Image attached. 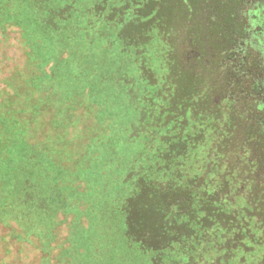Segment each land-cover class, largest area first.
<instances>
[{"label":"trees","instance_id":"obj_1","mask_svg":"<svg viewBox=\"0 0 264 264\" xmlns=\"http://www.w3.org/2000/svg\"><path fill=\"white\" fill-rule=\"evenodd\" d=\"M140 4L0 0V224L10 241H35L45 252L51 246L46 237L59 226L56 213L70 209V193L60 189L62 175L51 172L56 159L46 162L54 139L77 130L68 129L63 118H47L50 104L66 92L49 95L54 88L49 81L61 78L73 86L68 95L85 103L111 99V111L101 106L111 113L110 122L98 116L73 155L84 165L98 152L100 164L109 165L117 181L112 188L102 181L96 193H87L97 198L91 212L98 225L107 204L115 206L114 263L107 256L100 264L136 263V253L145 251L150 264H264V38H243L235 11L228 23L234 31L223 41L200 47L161 37L126 41L120 33L130 23L152 21L156 5L143 10ZM111 31L119 39L113 55L108 54ZM44 40L52 43L51 53ZM13 46L21 48L23 63L11 69ZM238 46L241 52L231 55ZM185 49L195 56L184 58ZM154 50L158 65L150 61ZM52 59L62 62L61 71H46ZM107 60L113 77L106 78ZM132 67L158 72L152 77L142 72L140 84L130 75ZM30 79L36 81L35 97ZM124 130L139 146L121 162L112 159L109 144L119 155L118 133ZM81 191L73 190L75 200L86 194ZM97 261L88 255L87 264ZM0 264L21 263L0 257Z\"/></svg>","mask_w":264,"mask_h":264},{"label":"rangeland","instance_id":"obj_2","mask_svg":"<svg viewBox=\"0 0 264 264\" xmlns=\"http://www.w3.org/2000/svg\"><path fill=\"white\" fill-rule=\"evenodd\" d=\"M136 1L141 2L140 5H142L143 10L153 9L154 5H156V10H154L151 22L137 25L130 23L128 27L123 29L120 36H123V39L126 41H129L132 37L136 40L144 38L149 39V41L157 40L161 37L175 45L178 44V39H181L183 42L188 41V44L198 45L199 47L203 46L205 43H213L214 39H221L223 41L234 31L231 26L228 27V23L235 20V11L237 13V22L240 25V27H238L239 33H241L243 38L252 36V38L255 39L258 36L257 29L253 28L251 25L249 14L246 11L249 5H247L245 0H229L225 3L224 0H218V4H216V2L214 3L213 0H191L190 4L187 6L180 0ZM130 5L131 4L128 3L129 7H131ZM143 26L146 28L144 30L145 32L142 31ZM111 32L110 40H113V44L108 54L110 53V55H113L115 52L118 54L117 48L114 46L119 43V39L117 36H114V31ZM44 43L47 44L49 49H47V51L51 53L50 48L53 47L52 43L48 40H44ZM12 48H14L15 53H12L9 60L11 69L13 66L20 67L23 63L21 48L18 49L16 46ZM15 48H17V50H15ZM237 49L238 50L234 49L231 55L235 52H241L239 46ZM130 50H132V48H130ZM129 55L132 58L133 54L131 52ZM149 55H151L150 61L158 65L159 61L157 58L159 53L154 50L150 51ZM182 55L184 58H192L195 56V51H193V49H185L182 51ZM52 60L51 64L46 63V71L50 73L54 68L55 70L59 69L61 71V67L63 66L62 62L59 59ZM45 61H49V59ZM107 62L108 73H106V78H108L107 76L113 77L116 73L115 68L110 65L108 60ZM130 71V75H133L132 77L135 79L134 82L138 81L139 83L141 82L140 74L142 72L149 77H152L153 73L158 72L156 69L152 71L153 73L149 72V69L146 67L140 72L134 70V68ZM50 82L54 83V88H51L49 95L53 96L58 93L60 94L62 90L66 92L63 94V99H61L60 95L56 96L61 100L57 103L50 104V109L49 111L47 110V118H63L68 124V129L72 126L75 127L74 129H77L70 134V137L67 135L62 138L65 134L56 137L53 141V145L55 146L54 153L46 160L48 164H51V161L54 158L56 159V165L54 164V168H52L51 172H53L54 175H62L60 189L63 194L66 191L70 193L68 197L69 205L67 206V208L70 209H65L58 214L56 213L59 226L56 228L55 234L46 237L51 240V246L47 249L48 251L45 252V246L41 243L37 244L35 241L29 243L10 241L6 235L8 232L7 227L0 224V257L6 261L20 262L21 264H74L76 259L73 257H77L80 264H87L88 255H91L98 260L97 264H100L101 259H105L107 256L108 259H111L110 262L114 263L111 256V242L113 241L114 243L117 236L111 227L112 220H110V214L114 211L115 206L112 201L107 204V211L104 213L102 223L98 225L99 218H94L91 212L96 209L97 198H94L92 195L90 198L87 193H93V191L96 193L99 185H103L102 181L106 182V186H111L112 188L117 182L116 178L114 179V176L112 178L110 177L108 173L110 169L109 165L102 166L100 164L97 157L98 152L94 154L96 156L93 160H89L84 165L73 160L74 156L76 157V154L80 151L79 148H77V142L80 141L81 136H85L89 131L92 132L95 129L94 125L96 119H99L98 116L103 118V116L106 115L107 120L110 122L111 113L109 112V115L104 107L101 106L104 105L108 111H111V99H108L106 104L103 105H95L93 104L94 101L90 102V100L85 103L84 98L82 99L77 95L73 96L74 94L72 96L68 95L66 89L73 87L71 83L62 82L61 78H59L58 83L51 79L49 84ZM29 83L31 86H34L36 81H31L30 79ZM36 93V89H33L30 95L35 97ZM94 95V92H90V96L95 99ZM110 97L114 98L115 95L110 92ZM53 98L54 97H52V99ZM65 111L66 116H61V112ZM89 123L91 124L90 126L88 125ZM84 125H88V127ZM127 133L126 130L118 133L120 139L119 155L114 156V144L112 142L109 144V146L111 145L109 152L112 159L119 158L118 160L123 162L137 152L139 145L137 143H132ZM69 186L82 190L81 192H85L86 194H82V198L75 200L74 198L76 197L72 196L75 188L72 190V188H67ZM91 186L94 189H92ZM55 217L56 216L53 218ZM124 252L125 259L130 257V249H128V251L124 250ZM115 257L118 258L119 256ZM134 259L137 261L136 263L132 261V264H150L148 251L144 253L137 252ZM124 264L130 263L124 262Z\"/></svg>","mask_w":264,"mask_h":264},{"label":"flooded vegetation","instance_id":"obj_3","mask_svg":"<svg viewBox=\"0 0 264 264\" xmlns=\"http://www.w3.org/2000/svg\"><path fill=\"white\" fill-rule=\"evenodd\" d=\"M251 25L258 31V36L264 38V0H245Z\"/></svg>","mask_w":264,"mask_h":264}]
</instances>
